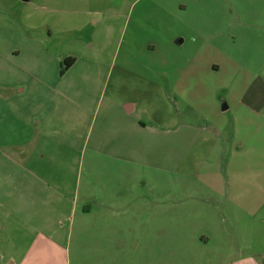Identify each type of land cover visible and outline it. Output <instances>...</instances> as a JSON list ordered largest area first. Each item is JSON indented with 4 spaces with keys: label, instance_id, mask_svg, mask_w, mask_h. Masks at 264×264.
Returning <instances> with one entry per match:
<instances>
[{
    "label": "crops",
    "instance_id": "crops-1",
    "mask_svg": "<svg viewBox=\"0 0 264 264\" xmlns=\"http://www.w3.org/2000/svg\"><path fill=\"white\" fill-rule=\"evenodd\" d=\"M141 170L211 195L198 247L264 264V0H0V264H85L65 224L133 212L109 186Z\"/></svg>",
    "mask_w": 264,
    "mask_h": 264
},
{
    "label": "rangeland",
    "instance_id": "rangeland-1",
    "mask_svg": "<svg viewBox=\"0 0 264 264\" xmlns=\"http://www.w3.org/2000/svg\"><path fill=\"white\" fill-rule=\"evenodd\" d=\"M177 46L172 50L161 48L156 53L150 54L146 52L121 53L117 54V60L120 62L123 56H128V60L135 62L157 65L174 63L181 60L180 47ZM159 71L162 73L164 70ZM193 167L191 166L192 169ZM145 174L149 175L148 178L144 177ZM132 180L126 176L121 181L114 182V179H111L109 191L112 190L114 193L115 183L118 187H123L125 191L129 188L133 189L139 205L133 212L122 216L119 214L121 211L115 212L89 204L94 211H104L100 214L93 213L86 225H80L83 210H79L77 217L65 224L66 236L68 235L65 240L70 241L71 250L73 252L77 250L76 253L85 261V264H105L115 259L123 264H131L136 260L139 264H148L146 246L148 240H152L155 245L153 264L227 263V258L233 254L232 248L236 246L232 240H212L213 244L207 248H200L195 239V236L199 235V229L195 226L196 217L194 215L196 211H199L200 205L204 206L205 212L210 210L207 209L209 208L208 202L212 203V200H209L211 195H203L204 198L201 201L196 195L189 196L199 192L197 183L190 180L180 182L174 177L171 180H164L157 176L153 178L142 170L138 179ZM121 183L122 186H120ZM127 183H130L128 187ZM99 187L96 189L97 193ZM183 191L191 193L185 194ZM129 198L130 194L126 192L118 200L114 198L110 205L122 206ZM170 204L172 207H167ZM101 215H103L101 219L103 223L100 221ZM191 215L193 217H190ZM222 241H225L224 245L221 244Z\"/></svg>",
    "mask_w": 264,
    "mask_h": 264
},
{
    "label": "trees",
    "instance_id": "trees-1",
    "mask_svg": "<svg viewBox=\"0 0 264 264\" xmlns=\"http://www.w3.org/2000/svg\"><path fill=\"white\" fill-rule=\"evenodd\" d=\"M74 61V60H73ZM70 66V64L69 63H65V68H63V70L61 71V73H64V71H65V69L67 68V67H69Z\"/></svg>",
    "mask_w": 264,
    "mask_h": 264
}]
</instances>
